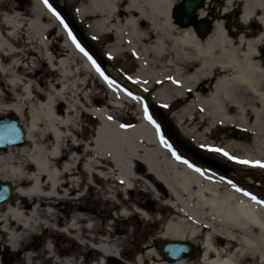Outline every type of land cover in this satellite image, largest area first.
Wrapping results in <instances>:
<instances>
[{"label":"rangeland","instance_id":"obj_1","mask_svg":"<svg viewBox=\"0 0 264 264\" xmlns=\"http://www.w3.org/2000/svg\"><path fill=\"white\" fill-rule=\"evenodd\" d=\"M173 1L175 5H179L183 0ZM59 2L73 13L89 9L84 0ZM222 4L223 0H219L218 3L211 2V8L218 10ZM236 4L241 5L237 1L232 3V6ZM48 5V3L43 5L44 8L40 11L39 7H35L33 0H0V36L19 51L13 56L0 53L1 65L4 68L12 65V57L19 62L14 71L10 70L13 73H5L1 78L3 83L9 80L18 83L14 87L15 95H4L0 103L5 108L14 106L19 109L21 114L19 116L24 124L28 127V124L30 126L33 123L34 127L31 130V141L27 142L26 148L23 150L12 148L10 154L13 155L10 156V161L5 165L0 164V171L5 169L20 176L22 173L34 176L36 170L30 160L37 155L38 150L48 158L46 167L55 171L53 181L56 183L52 190L45 176L38 174V194L16 197V206L27 213L36 207L33 220L39 225L32 233H23L19 246L15 248L17 252L15 249L6 251V239L1 237L0 261L6 264L9 256L10 261L23 264L22 252L26 247L30 248L39 260L31 258L32 264H168L157 251L155 241L171 240L161 237L165 223L183 218L184 233L187 235L188 232L197 230L198 234L192 240H186L195 244V252L181 264H207L210 260L216 263L220 258H228L231 264H264V236H260V231L252 229L246 236L219 224L206 226L202 222L182 216L178 209L169 205L168 192L137 161H134L133 168L142 179L130 181L134 191L131 194L125 193L124 185L115 181L116 171L110 160L107 157L93 160L91 148L94 146L93 139L97 130L95 126L99 121L88 115V110L105 109L108 121H120L123 126L140 123L149 130L153 126L145 116L146 104L144 103L143 113H140L136 105L124 102L121 92H131L132 96H136V93L124 83L139 90L146 89V95L150 99H153V91L147 90L146 82L135 78L138 70L135 57L128 52L121 53V50L114 52L115 37L105 36L104 30L94 27L97 17L84 15L82 19L76 18L80 27L109 61L111 69L120 79L102 71L109 80L115 81L110 86L103 76L96 75L92 71V61L77 48L79 43L76 38V43L70 38L71 31L66 23ZM239 13L237 11V14ZM16 15L20 17L19 20L14 18ZM34 19H37L38 29H28L27 24ZM216 20L223 21L224 18L217 16ZM253 24L256 28H263L256 22ZM12 26L16 32L13 38H9L6 33L12 30ZM37 30L42 44L36 42ZM71 36L74 37L72 33ZM167 56L169 58L170 53ZM47 58L55 67L59 61L62 65L53 70ZM168 58L164 57L160 61L164 69H168L166 65ZM46 102L50 109L43 108L42 104ZM179 108L180 104L173 103L168 108L171 112L166 111L165 116L168 115L184 142L198 147L219 163H225L227 166L232 164L236 168L233 175L238 179L234 182L231 178L235 177L225 176L207 168L197 169L204 174L210 173L213 179L222 185L239 188L242 193L264 203V167L256 164L257 161L264 164V157H260L252 145L253 134L245 130L248 137L239 139L236 136L239 128L220 125L210 127L208 124H200L196 116L181 118ZM48 110L50 114L52 112L50 120L46 118ZM10 113L12 112L0 109V116ZM147 113L154 121L148 108ZM48 127L58 130L64 138L57 142L48 132ZM109 133L110 130L107 128L106 135ZM57 146L61 147L58 157L49 158L48 155L52 150H56ZM118 150L116 144L105 143L95 153L118 157L120 155ZM225 152L228 153L227 156L224 155ZM0 155L9 156L6 151H1ZM70 155L77 156V159L72 162L68 159ZM177 155L167 152L168 157L172 156L176 160L179 157L180 160V156ZM247 156L251 158L253 165L238 162L247 159ZM90 159L93 161L90 162ZM67 163L70 169L63 171V166ZM85 168H91V175L85 172ZM96 173L102 174L103 178ZM147 178L155 185L157 194L144 183L143 179L148 181ZM11 181L16 184L19 182L17 177ZM88 181L94 184L89 185ZM20 185H23L22 181ZM87 186L89 189L85 193ZM48 192L50 195L46 196ZM138 223L142 225L141 230L135 227ZM146 225L152 228L146 231ZM226 231H230L237 240L245 238L252 243L248 245L238 243L239 241H227L217 234ZM20 232L17 228L16 233ZM60 234L72 242L63 241L56 246L53 239ZM102 247L107 248L110 254L104 256L99 251ZM250 247H255V252H251ZM224 248L225 253H222ZM215 251L218 252L217 255ZM63 252L65 255L61 257L60 254ZM205 252L207 259L203 260ZM260 254L263 258H260Z\"/></svg>","mask_w":264,"mask_h":264},{"label":"bare ground","instance_id":"obj_2","mask_svg":"<svg viewBox=\"0 0 264 264\" xmlns=\"http://www.w3.org/2000/svg\"><path fill=\"white\" fill-rule=\"evenodd\" d=\"M84 1L89 5V9L75 11L76 18L82 19L84 15L97 17L94 27L104 30L105 36L115 37L114 52L121 50V53L128 52L135 56L138 64L135 78L146 82L147 90L153 91V99L156 103L168 107L175 99L185 100L178 110L181 118L186 116L188 119L196 116L200 124H208L210 127L234 126L249 131L253 134L252 145L257 149L258 155L264 157V54L262 53L264 0H223V8L218 10L211 8V2L215 0H206L203 8L197 11L198 19H210L212 22V31L204 39H199L190 28L185 29L172 20L169 10L175 4L173 0ZM237 1L243 5L240 17L243 25L255 18L263 27V32L258 33L254 38L243 35L233 37L225 31L222 22L216 20L217 16L223 17L229 11L231 4ZM33 2L40 11L44 8L43 0L41 2L33 0ZM257 12H260L258 17L255 15ZM14 18L20 19L18 15ZM27 26L28 29H38L37 19L30 20ZM241 27L244 28L242 25ZM37 31L36 42L42 44L39 30ZM15 32L12 26V30L6 35L13 38ZM13 52L11 43L0 36V53L10 56ZM168 53H170L169 58ZM164 57L168 58L166 60L168 69L160 65ZM47 60L53 70H57L62 65L59 61L58 66L55 67L49 58ZM18 63V59H15L9 68H4L0 60L1 100L4 95H15L14 87L18 83L11 80L3 83L1 78L5 73H13L10 70L14 71ZM92 68L96 75H101L93 64ZM19 83L22 82L19 81ZM139 91L136 96L121 92V98L124 102L136 105L137 110L143 113L144 100L141 92L147 93L146 89ZM22 92L25 94L24 90ZM42 106L50 109L47 102ZM0 109L21 115L20 110L14 106L5 108L0 103ZM47 112L46 118L52 119V112L51 114L50 110ZM88 113L99 121L93 140L94 146L91 148L93 160L107 157L116 171V178L121 180L125 189L131 186L130 181L142 179L133 168L134 161H137L166 189L170 195L169 205L178 209L182 216L202 222L206 226H212L213 223L219 224L246 236L255 229L260 231L261 237L264 236V203L250 198L235 188L222 185L215 181L210 173L204 174L201 170L197 171V168L182 165L177 160L167 157L162 148L166 146V143L158 135L155 123L149 121L153 126L149 130L140 123L131 129L122 130L118 128V122L107 120L105 109L88 110ZM24 126L26 139L29 142L31 130L34 129L33 123L30 126L28 124V127L25 124ZM107 128L110 130L108 135H106ZM48 130L57 142L64 138L58 130L49 129V127ZM105 143L116 144L120 155L118 157L104 156L102 153L96 155L95 151ZM26 144L15 148L23 150ZM60 148L57 146V149L52 150L48 157L57 158ZM11 149L6 151L9 154L8 157L0 155V164L5 165L10 161V156L13 155L10 154ZM36 153L37 155L30 160L36 170L34 176L24 173L20 176L14 171L7 172L5 169L0 171V180H14V177L19 180L15 191L17 197L38 194V174L45 176L52 190L56 187L53 181L55 171L48 170L46 167L48 158L38 150ZM245 154L247 155L246 152ZM68 159L73 162L77 156L70 155ZM90 160V162L93 161ZM245 160L249 161L248 165H253L249 156ZM69 166L68 163L64 164L63 171H68ZM85 172L91 175L92 170L85 168ZM20 181L23 185H20ZM144 183L149 185L146 180ZM48 195H50L49 192L46 196ZM11 203L0 206V238L6 239L5 250L8 252L19 246L23 233H32L39 225L33 220L36 207L27 213L16 206V201ZM175 220V222H168L163 230L162 238L192 240L196 237L197 230H192L187 235L184 233L183 218ZM17 228L21 231L20 234L16 233ZM217 234L227 241H239L238 243L248 245L252 243L245 238L237 240L230 231ZM257 238L260 239L258 235ZM249 250L255 252L256 248L250 247ZM221 252L225 253V248ZM101 253L106 256L110 254V251L102 247ZM215 253L218 254L217 251ZM206 256L205 252L202 259L206 260ZM260 258H263L262 254ZM184 260L187 259L168 264H181ZM207 264H231V262L228 258H220L219 261L216 260V263L210 260Z\"/></svg>","mask_w":264,"mask_h":264},{"label":"water","instance_id":"obj_3","mask_svg":"<svg viewBox=\"0 0 264 264\" xmlns=\"http://www.w3.org/2000/svg\"><path fill=\"white\" fill-rule=\"evenodd\" d=\"M52 2L56 6L57 10L61 13L66 23L81 41V43L94 54L102 67L108 68L107 62L97 53L95 48L90 43L87 35L80 29L71 11L67 7L61 5L58 0H52ZM203 2L204 0L183 1V3L181 4V10L178 12V14L180 22L183 23L184 26L187 27L190 25L192 19L194 18V12L203 5ZM174 18L178 20L177 16H174ZM198 30L204 35L208 33V31L205 30L204 27H200L198 28ZM144 98L149 108L159 114L164 123L167 133L179 146L189 152L195 159L199 160L200 162L211 165L224 174H228L231 172L230 168L223 167L213 161H210L199 153L183 145L177 139L161 112L157 108H155L145 96ZM239 136L240 138H245L246 134L244 132H241ZM25 137V132L21 127L19 119L15 115L10 114L5 117H0V149L6 150L8 147L12 146H23L25 144ZM8 199L11 201L15 200V197L12 194V184L10 182H0V204L6 202ZM157 249L158 252L168 262H177L184 258L190 257L193 254V245L188 242L160 241L157 242Z\"/></svg>","mask_w":264,"mask_h":264},{"label":"snow or ice","instance_id":"obj_4","mask_svg":"<svg viewBox=\"0 0 264 264\" xmlns=\"http://www.w3.org/2000/svg\"><path fill=\"white\" fill-rule=\"evenodd\" d=\"M44 2H45V4L47 5V0H44ZM48 6H49V8H51L50 5H48ZM57 16H58V14H57ZM58 18H59V16H58ZM61 22L63 23V21H61ZM69 36H70V38L73 40V43H76L75 37H72V36H71V33H69ZM77 48H79L81 52H84V49L81 48L79 44H77ZM84 54H85L86 56H88V53H87V52H84ZM88 59L92 61L93 66L96 67V70H97L98 72H100L101 76L104 77V79L108 82V84H109L110 86L113 85V84L115 83V81L109 80L107 76H104V73L100 70V68H99V66L96 64V62H95L94 60H92V57H91V56H88ZM127 94H128L129 96L132 95L131 92H129V93H127ZM133 98H134V99H138V97H133ZM145 116H146V118H147L150 122L155 123L154 121H152V117L148 115V113H147V107H145ZM157 130H159V129H158V126H157ZM213 150H214V151H222L221 149H213ZM224 155L227 156L228 153L225 152ZM177 158L179 159V157H177ZM229 159H234V157H229ZM238 162H239V163H242V164H248V163H249V161H246V160H242V161H238ZM256 164H257L258 166H260V167H264V164H260V162H258V161L256 162ZM196 170L199 171V169H196ZM252 198L255 199V197H252ZM258 202H259V201H258Z\"/></svg>","mask_w":264,"mask_h":264},{"label":"flooded vegetation","instance_id":"obj_5","mask_svg":"<svg viewBox=\"0 0 264 264\" xmlns=\"http://www.w3.org/2000/svg\"><path fill=\"white\" fill-rule=\"evenodd\" d=\"M226 19H231L232 21H234L236 19V15L235 14H229L226 16ZM261 31L257 28L254 27L253 24H250L248 26V28H238L235 31H233L231 28H228V33L229 35L233 36V37H238V36H247V38H254L255 35H257L258 33H260ZM263 54H264V46H263ZM183 160H189L192 161L193 163H195V161L191 158H189V156L187 154H183L182 156ZM233 170L235 171L236 168H234V166L232 167ZM238 179V178H236Z\"/></svg>","mask_w":264,"mask_h":264},{"label":"trees","instance_id":"obj_6","mask_svg":"<svg viewBox=\"0 0 264 264\" xmlns=\"http://www.w3.org/2000/svg\"><path fill=\"white\" fill-rule=\"evenodd\" d=\"M141 226H142V225H140V224L138 223V224H136L135 227H136V229L141 230ZM149 228H150V227H149ZM147 230H148V227H146V231H147Z\"/></svg>","mask_w":264,"mask_h":264}]
</instances>
